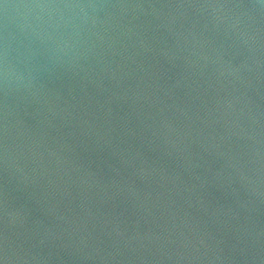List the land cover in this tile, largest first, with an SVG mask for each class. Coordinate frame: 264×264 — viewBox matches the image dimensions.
Instances as JSON below:
<instances>
[{
    "label": "water",
    "instance_id": "water-1",
    "mask_svg": "<svg viewBox=\"0 0 264 264\" xmlns=\"http://www.w3.org/2000/svg\"><path fill=\"white\" fill-rule=\"evenodd\" d=\"M0 264H264L261 0H0Z\"/></svg>",
    "mask_w": 264,
    "mask_h": 264
},
{
    "label": "clouds",
    "instance_id": "clouds-1",
    "mask_svg": "<svg viewBox=\"0 0 264 264\" xmlns=\"http://www.w3.org/2000/svg\"><path fill=\"white\" fill-rule=\"evenodd\" d=\"M264 4V0H261ZM25 8L40 9L42 14L35 17V26L27 25L32 29V33L37 37L41 44L47 45L51 42L54 45L52 49L57 53L67 54L68 51L77 47L80 43L75 37H79L84 30H89V22L94 27L96 18L90 17L87 10H99L107 8L103 4H34ZM224 8V7H220ZM79 10L82 15L75 14V10ZM62 29L68 30V38L65 39V34ZM31 73H29L28 83H31ZM23 73H19L9 59V43L7 37L4 42L3 52V84L8 95L15 86H19L20 82L24 81ZM27 86V85H25Z\"/></svg>",
    "mask_w": 264,
    "mask_h": 264
}]
</instances>
